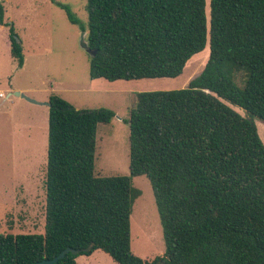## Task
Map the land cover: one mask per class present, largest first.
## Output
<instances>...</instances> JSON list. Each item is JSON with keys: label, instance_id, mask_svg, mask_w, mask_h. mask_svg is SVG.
Segmentation results:
<instances>
[{"label": "trees", "instance_id": "16d2710c", "mask_svg": "<svg viewBox=\"0 0 264 264\" xmlns=\"http://www.w3.org/2000/svg\"><path fill=\"white\" fill-rule=\"evenodd\" d=\"M207 5L88 0L92 80L176 78L207 45L209 58L185 87L137 93L129 175L95 173L98 127L115 112L76 109L52 94L45 233H0V264H35L69 247L78 253L54 264H79L95 250L117 264H264V142L254 120L264 122V0H209L210 14ZM9 30L22 66L21 42ZM137 176L152 185L165 241L163 256L151 260L132 251Z\"/></svg>", "mask_w": 264, "mask_h": 264}, {"label": "rangeland", "instance_id": "374dc122", "mask_svg": "<svg viewBox=\"0 0 264 264\" xmlns=\"http://www.w3.org/2000/svg\"><path fill=\"white\" fill-rule=\"evenodd\" d=\"M0 3L6 23L0 24V93L4 94L0 96V233L43 234L50 110L45 103L50 96L60 95L76 109L114 111L112 121L98 127L95 173L129 175L130 113L137 93L185 87L204 69L210 47L207 45L194 55L176 78L92 80L89 56L80 43L82 33L86 32L87 37L88 32V0H0ZM59 4L68 6L79 23H71ZM10 26L23 48L22 66L11 56ZM233 80L244 87L242 73L235 74ZM15 91L39 103L16 96ZM8 93L12 94L7 97ZM234 108L246 115L243 109ZM254 120L264 142V122ZM133 184L142 194L135 201L131 216L132 251L144 260H151L165 252L160 216L149 179L133 177ZM77 261L117 264L101 250L79 255Z\"/></svg>", "mask_w": 264, "mask_h": 264}, {"label": "water", "instance_id": "95a60500", "mask_svg": "<svg viewBox=\"0 0 264 264\" xmlns=\"http://www.w3.org/2000/svg\"><path fill=\"white\" fill-rule=\"evenodd\" d=\"M17 38V37H16ZM17 40H19L17 38ZM81 46L82 48L88 53V54H91V55H94L96 53L95 50L91 49L88 45V42L86 40V32H83L82 35H81ZM14 95L16 96H20L22 98H25L27 99L28 101L30 102H33V103H39L38 101L30 98L29 96H27L26 94L20 92V91H15L14 92ZM45 104H48L49 106H51L50 102H46ZM68 252H73L74 254H77L78 251L75 250V249H72V248H66L64 249L63 251H61L58 255H56L55 257L51 258V259H44V260H41V261H38L36 262L35 264H54L56 263L59 259H62L65 257V255L68 253Z\"/></svg>", "mask_w": 264, "mask_h": 264}, {"label": "crops", "instance_id": "0c3cea01", "mask_svg": "<svg viewBox=\"0 0 264 264\" xmlns=\"http://www.w3.org/2000/svg\"><path fill=\"white\" fill-rule=\"evenodd\" d=\"M94 80H95V79H94ZM105 80H106V79H105ZM113 82H114V81H113ZM20 92H21V91H20ZM22 93H23V92H22ZM11 94H12V93H8V94H7V97H9ZM24 94H25V93H24ZM3 95H4V94L1 92V93H0V96H3ZM104 253H105V252H104ZM111 259H112V258H111ZM77 262H78V261H77ZM115 263H116V262H115Z\"/></svg>", "mask_w": 264, "mask_h": 264}, {"label": "bare ground", "instance_id": "6f19581e", "mask_svg": "<svg viewBox=\"0 0 264 264\" xmlns=\"http://www.w3.org/2000/svg\"><path fill=\"white\" fill-rule=\"evenodd\" d=\"M207 12L209 13V1H208V5H207Z\"/></svg>", "mask_w": 264, "mask_h": 264}]
</instances>
